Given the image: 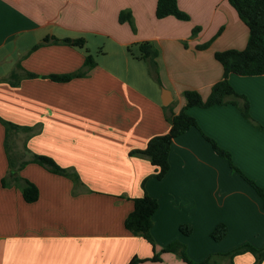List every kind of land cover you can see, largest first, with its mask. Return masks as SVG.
I'll list each match as a JSON object with an SVG mask.
<instances>
[{
  "label": "crops",
  "instance_id": "crops-1",
  "mask_svg": "<svg viewBox=\"0 0 264 264\" xmlns=\"http://www.w3.org/2000/svg\"><path fill=\"white\" fill-rule=\"evenodd\" d=\"M175 1L189 19L156 17L157 0H0V117L31 126L25 148L75 171L81 182L74 187L68 177L28 162L17 173L37 187L35 201H25L16 184L2 186L8 160L0 123V264H128L150 257L152 245L124 227L132 199L145 192L158 201L150 229L156 250L179 240L200 261L246 242L264 246L261 199L202 135L264 188V130L233 104L186 109L198 127L172 140L161 179L146 157L130 153L169 131L167 116L183 107L185 89L206 98L223 73L214 53L242 49L248 38L228 0ZM120 15L130 17L134 30ZM51 37L85 42L77 47ZM145 41L157 51L155 71L149 59L136 57ZM87 53L95 64L84 75L48 77L78 71ZM24 72L35 76L8 81ZM228 81L264 128V74L230 73ZM18 137L13 147L21 153L25 136ZM220 222L227 232L215 241L209 233ZM181 224L191 233H181ZM159 256L138 264H188L173 252ZM214 258L254 261L250 252Z\"/></svg>",
  "mask_w": 264,
  "mask_h": 264
},
{
  "label": "trees",
  "instance_id": "trees-1",
  "mask_svg": "<svg viewBox=\"0 0 264 264\" xmlns=\"http://www.w3.org/2000/svg\"><path fill=\"white\" fill-rule=\"evenodd\" d=\"M228 1L248 28V38L245 46L242 49L229 48L216 51L214 53V58L221 64L223 73L221 79L211 85L207 97L202 98L197 90L185 89L182 94L185 100L183 107L177 113L167 116V119L170 122L169 131L165 134L152 136L147 141L144 148L132 149L130 151L131 154L146 157L150 161L154 166L153 177L156 179H161L169 169V151L172 140L190 127H198L194 117L186 112L188 107H209L212 105L233 104L244 119L256 128L264 130L263 126L251 116L247 98L243 94L236 92L228 81V75L230 73L238 75L264 74V0ZM155 15L158 18L172 15L181 20L189 19V14L181 10L175 0H157ZM119 20H128L131 28L134 30L133 22L130 20L129 16L120 15ZM197 31L198 28L193 29L192 35ZM44 40L48 41V38L45 37ZM51 41L67 43L77 47H83L85 42L81 37H65L62 39L51 37ZM207 45L208 42L197 45L196 47L202 49ZM138 49L139 54L136 57L149 59L152 68L155 71L154 58L157 55L155 47L151 43L145 41L138 45ZM128 51H130L129 47ZM94 64L93 57L87 53L84 57L83 65L78 71L71 74H52L48 77L54 81H68L73 77L84 75ZM22 76L34 77L35 74L30 72H24L21 75L13 73L10 75L8 81L11 84H16ZM0 123L4 127L3 142L8 160L7 173L1 178L2 186L16 184L20 188L21 195L25 201H35L38 197L37 187L17 173V171L28 162H34L51 173L68 177L73 182L74 187L81 184L79 176L75 171L60 166L48 155L32 153L25 148V138L33 133V128L31 126L19 125L3 119L2 117H0ZM19 133H22L25 136L23 139L24 149L21 153L14 149L13 142V145L12 143L11 145L9 143V138L12 137V139H15L16 135L18 136ZM202 135L211 144L215 153L226 159L229 166L236 170L240 176L253 187L256 194L261 199L264 208V188L234 165L231 154L228 150L219 146L216 141L209 136L203 133ZM25 154H28V158H24ZM144 181L145 180L142 181V184H144ZM132 202L133 208L124 219V227L132 234L142 236L147 240L152 245L153 255L147 258H132L128 264H138L144 260H160L159 254L161 252H173L188 264H219L214 258L217 255L227 257L231 260L234 256L245 252H250L253 255V264H261L264 259V246L257 248L248 242L235 246L223 253L210 254L200 261L192 260L186 252L185 244L179 240H173L160 250H156L150 229L152 226V216L158 207V201L156 198L145 192L139 197H134ZM179 231L188 235L191 233L192 229L188 224H181L179 225ZM226 232V225L220 222L215 225L209 235L213 240L218 241L225 236Z\"/></svg>",
  "mask_w": 264,
  "mask_h": 264
},
{
  "label": "rangeland",
  "instance_id": "rangeland-1",
  "mask_svg": "<svg viewBox=\"0 0 264 264\" xmlns=\"http://www.w3.org/2000/svg\"><path fill=\"white\" fill-rule=\"evenodd\" d=\"M12 142L14 143V145H16V144L19 145V143L21 142V138L18 137L17 135H16L15 139H12V137H10V138H9V143H10V145H11ZM13 143H12V145H13Z\"/></svg>",
  "mask_w": 264,
  "mask_h": 264
}]
</instances>
